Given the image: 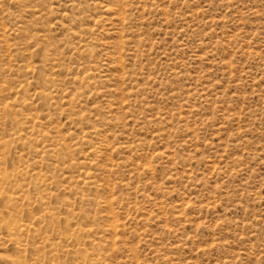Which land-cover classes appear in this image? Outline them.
I'll return each instance as SVG.
<instances>
[{
	"label": "rangeland",
	"instance_id": "rangeland-1",
	"mask_svg": "<svg viewBox=\"0 0 264 264\" xmlns=\"http://www.w3.org/2000/svg\"><path fill=\"white\" fill-rule=\"evenodd\" d=\"M0 264H264V0H0Z\"/></svg>",
	"mask_w": 264,
	"mask_h": 264
}]
</instances>
